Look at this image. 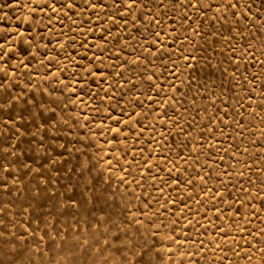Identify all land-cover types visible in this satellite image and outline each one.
<instances>
[{
  "label": "rangeland",
  "instance_id": "1",
  "mask_svg": "<svg viewBox=\"0 0 264 264\" xmlns=\"http://www.w3.org/2000/svg\"><path fill=\"white\" fill-rule=\"evenodd\" d=\"M0 264H264V0H0Z\"/></svg>",
  "mask_w": 264,
  "mask_h": 264
},
{
  "label": "snow or ice",
  "instance_id": "2",
  "mask_svg": "<svg viewBox=\"0 0 264 264\" xmlns=\"http://www.w3.org/2000/svg\"><path fill=\"white\" fill-rule=\"evenodd\" d=\"M64 6H65V7H68V5H67V4H65ZM150 86H151V87H155V85H154V84H151ZM117 123H119V121H117Z\"/></svg>",
  "mask_w": 264,
  "mask_h": 264
}]
</instances>
